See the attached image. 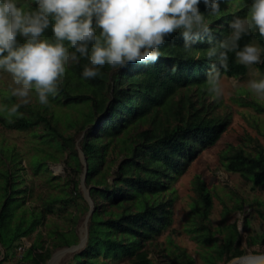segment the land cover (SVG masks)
Listing matches in <instances>:
<instances>
[{
	"label": "trees",
	"instance_id": "obj_1",
	"mask_svg": "<svg viewBox=\"0 0 264 264\" xmlns=\"http://www.w3.org/2000/svg\"><path fill=\"white\" fill-rule=\"evenodd\" d=\"M227 1L220 0V12L216 15L206 13L212 30L211 44L205 38L195 43L191 52L185 53L184 42L177 32L167 38L160 49V59L154 64L130 63L119 70L105 66L101 76L85 79L82 73L88 61L80 58L61 78L57 100L90 102L77 126L82 130L80 149L86 159L84 180L93 201L85 246L73 256L80 264H95L93 257L100 253L104 257L128 253L131 257L124 264H158L142 245L171 218L170 198H164L168 182L174 172L182 170L201 150L214 144L230 120L228 115L214 110L215 103L207 101L209 93L206 91L209 65L215 62L207 59L206 51L230 34L229 23L234 17H243V10L226 9ZM29 7L34 8L35 1L24 9ZM200 10L205 12L203 4ZM45 37L54 41L51 29L45 32ZM252 39L264 48V37L255 29L239 43L243 47ZM72 51L69 47V52ZM217 68L227 76H242L247 71V66L238 63L235 53L228 54L227 70L219 63ZM258 68L264 72V63L258 64ZM73 83L78 91H74ZM192 84H195L194 93ZM11 119L14 122L9 123V117L0 112V123L8 127L30 128L43 124L45 131L38 135L51 136L64 146L67 158L74 161V164L69 163L74 170L81 171L73 136L63 133L50 115L33 111L28 116L17 114ZM114 142L122 149V156L108 160L113 162L112 167L105 166ZM13 159V155L0 151V161L4 164L0 168V243L6 249L5 257L15 241L28 234L42 217L39 211L15 213L20 205L17 193L21 190L9 165ZM220 159L226 169L251 179L264 190V147L257 140L251 151L228 144ZM107 174L112 176L111 181ZM194 183L196 207L203 219L211 207V193L199 176ZM65 184H71L75 196L80 195L77 178L72 177ZM70 199L68 195L54 194L49 199V207H54L55 202L66 204ZM200 226L199 236L203 240L219 239L206 223ZM231 229L218 244V254L226 253L227 258L243 253L234 240L237 231L234 222ZM65 233L67 230H62L58 238L68 242L70 239ZM33 247L34 244L27 247L22 254L23 258H28L25 264H43L50 256V247L41 245L37 251ZM175 262L192 264L193 258L180 249L168 264Z\"/></svg>",
	"mask_w": 264,
	"mask_h": 264
},
{
	"label": "rangeland",
	"instance_id": "obj_2",
	"mask_svg": "<svg viewBox=\"0 0 264 264\" xmlns=\"http://www.w3.org/2000/svg\"><path fill=\"white\" fill-rule=\"evenodd\" d=\"M33 1L35 0H19V4L24 8ZM250 3L251 0H229L224 7L231 11L243 10L245 17L248 15ZM250 43L255 44L257 40L252 39ZM72 63L73 61H69L65 65V73ZM257 69L264 74L258 64L247 66V71L242 76L221 74V98L214 100L210 94L207 96L208 102L215 103L214 110L228 115L230 120L214 144L201 150L182 170L174 172L170 178L164 198H170L171 218L142 245L154 262L168 264L176 252L183 249L193 258L192 264H230L233 257L227 258L226 253L218 254V244L220 238L232 230L233 222L237 227L234 240L238 242L243 253L264 252V190L251 179L226 169L220 159L228 144L242 146L251 151L257 140L264 147V98L248 88L250 79H258L254 76ZM74 84V91H78ZM191 86V92L194 93L195 84ZM13 87L15 86L11 75L0 70V112L7 117L5 106L11 108L13 104L20 102L18 98L11 96ZM89 103L69 99L65 102L50 97L49 105L44 106L33 94L31 103L22 106L18 113L28 116L33 111H39L50 115L63 133L72 135L82 163L81 171L74 170L71 165L74 161L67 158L64 146L59 145L51 136L38 135L45 131L43 124L16 128L0 123V151L13 155L14 159L9 165L18 178V188L21 190L17 193L20 196V205L16 207L15 213L20 215L22 212L29 214L31 211H39L42 215L41 221L28 234L21 236L20 241H15L7 257L4 256L6 249L0 243V264H25L28 258H23L22 254L33 244L34 251L40 250L41 245L44 248L50 247V256L43 264H49L54 258L52 264H80L73 256L86 243L92 198L84 180L85 176L83 178L86 159L80 152L82 130L77 126ZM112 148L111 157L106 158L105 166L110 164L112 167L113 162L109 163L108 160L122 156L119 145L114 142ZM39 161L42 164H39ZM3 166L0 161V168ZM196 176L204 181L211 193V207L203 219L196 207ZM72 177L78 179L77 192L80 195L75 196L71 184H65V181H70ZM107 179L111 181L112 176L107 174ZM54 194L68 195L71 199L66 204L52 203L55 206L51 208L49 199ZM1 199L0 195V201ZM203 222L219 239L206 241L199 236ZM62 230H67L65 235L70 239L68 242L58 238ZM83 235L86 236L84 244L76 246L81 242ZM59 239L62 241L53 244ZM130 257L128 253L110 257H104L100 253L93 259L95 264H124Z\"/></svg>",
	"mask_w": 264,
	"mask_h": 264
},
{
	"label": "clouds",
	"instance_id": "obj_3",
	"mask_svg": "<svg viewBox=\"0 0 264 264\" xmlns=\"http://www.w3.org/2000/svg\"><path fill=\"white\" fill-rule=\"evenodd\" d=\"M219 12L220 0H35V7L27 10L19 0H0V70L11 75L15 86L11 96L20 101L5 106L9 123L31 103L33 94L41 105H49L69 61H88L82 73L85 79L101 76L105 66L119 70L130 63L154 64L167 38L177 32L189 53L205 38L211 44L206 13ZM229 28L230 34L206 51L207 59L215 60L206 79V91L214 100L222 96L217 63L227 70L229 53L244 66L264 63V48L258 42L243 47L239 43L253 29L264 37V0H251L248 15L234 17ZM48 29L54 41L45 37ZM254 76L258 79H250L248 88L264 98V74L257 69Z\"/></svg>",
	"mask_w": 264,
	"mask_h": 264
},
{
	"label": "water",
	"instance_id": "obj_4",
	"mask_svg": "<svg viewBox=\"0 0 264 264\" xmlns=\"http://www.w3.org/2000/svg\"><path fill=\"white\" fill-rule=\"evenodd\" d=\"M80 152L84 156V154H83L81 149H80ZM85 171H86V168H85ZM85 171H84V173H85ZM85 174H83V178H84ZM92 209H93V203H92V201H90L89 213H91ZM87 218H88V216L86 217L85 223L87 221ZM85 239H86V236L83 235L82 239H81V242L79 244H77L76 246H81L82 244H84ZM235 259H237V260L241 259L239 264H264V252H262V251L261 252L249 251V252H246V253H242V254H240L238 256H234L232 258V260L230 261V264Z\"/></svg>",
	"mask_w": 264,
	"mask_h": 264
},
{
	"label": "bare ground",
	"instance_id": "obj_5",
	"mask_svg": "<svg viewBox=\"0 0 264 264\" xmlns=\"http://www.w3.org/2000/svg\"><path fill=\"white\" fill-rule=\"evenodd\" d=\"M54 259H55V258H54ZM54 259H53L49 264H52L53 261H54ZM240 261H241V259H239V260L235 259V260L232 261V264H235V263H236V264H239Z\"/></svg>",
	"mask_w": 264,
	"mask_h": 264
}]
</instances>
